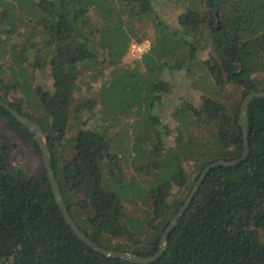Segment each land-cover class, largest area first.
Returning a JSON list of instances; mask_svg holds the SVG:
<instances>
[{"label": "trees", "instance_id": "trees-1", "mask_svg": "<svg viewBox=\"0 0 264 264\" xmlns=\"http://www.w3.org/2000/svg\"><path fill=\"white\" fill-rule=\"evenodd\" d=\"M170 2L187 10L177 21L194 44L165 36L151 0H0V99L43 131L62 199L78 228L104 249L141 257L158 251L163 231L205 167L238 158L243 144L239 105L230 112L202 97L198 107L187 106L174 117L179 145L163 149L160 120L152 113L156 101L171 94L164 69L191 67L198 52L212 47L214 56L203 66L215 88L234 85L240 101L264 91V0ZM145 27L154 29L149 49L131 61L132 69L121 68L130 47L143 42ZM107 69L110 85L84 96L82 86L89 88ZM36 71H48L50 93L32 86ZM99 101L103 115L113 117L109 129L132 120L129 152L124 143L117 148L121 131L109 137L84 127L67 142L69 118L92 111ZM247 120L248 157L207 173L168 235L163 256L149 264H264V98L250 102ZM198 128L214 129L209 145L195 140ZM132 152L134 161H145L132 169L134 177L157 171V179L145 186L126 182L124 153ZM190 162L193 170L186 171ZM174 189L185 194L173 198ZM129 202L151 215V236L138 237L144 223L125 215ZM0 264H133L107 258L77 239L53 199L37 143L2 107Z\"/></svg>", "mask_w": 264, "mask_h": 264}, {"label": "rangeland", "instance_id": "rangeland-1", "mask_svg": "<svg viewBox=\"0 0 264 264\" xmlns=\"http://www.w3.org/2000/svg\"><path fill=\"white\" fill-rule=\"evenodd\" d=\"M152 5L154 7V10L157 12L155 15V18L158 19V21L162 22L163 26L165 27V36L170 37L173 42H176L177 40H189V37L187 34H184V31H182V28L178 25L177 18L179 15H184L187 13V10L182 5H175L172 4L171 0H151ZM143 33V42L150 40V36L154 35V29L152 27H145L142 30ZM205 39V38H204ZM190 43L194 44L192 40H189ZM131 49V48H130ZM129 49V52L124 57L121 68L123 69H132L133 64L131 63L132 60L136 58L134 53H131V50ZM213 55V48L208 47L206 51H200L195 55V60H192L190 62V66H184L181 71L173 70L170 72V70L164 69V72L162 74V77L165 81L170 83L171 86V94H163L160 97V101H156L155 108L153 110V115L156 116L160 120V124L157 126V130L161 133V136L163 137V149L168 150L175 148L178 144V125L175 120V116L178 113H181V110L183 108H186L187 106L192 107H198L201 98L202 97H211L214 100H218L221 103L227 105L229 108V111L232 112L235 110L237 104L240 106L241 104V96L240 91L237 89L234 85H227L225 89L219 90L213 86L212 80L210 75L207 73L206 69L203 66V63L208 60V58ZM189 62V61H188ZM169 63L172 64L173 61L169 60ZM92 66V65H91ZM102 67V66H101ZM100 67V68H101ZM96 70L100 69L97 66V63L95 65ZM93 73V71H91ZM91 72H88L90 75ZM110 69H107L104 72L103 78H97L95 80H90L89 88L88 85L82 86V93L84 96L88 95L89 98H92V96H95L99 93L100 88L102 87V84L105 83L107 86L110 85L112 82V77L109 75ZM28 75L30 71H27ZM36 79L33 82L32 86L39 87L41 92H47L50 93L52 80L50 76L48 75V71L44 72H38L36 71ZM96 74V73H95ZM259 77H262L261 75ZM97 80V81H96ZM104 106L102 105V101L97 102L96 108L92 111H87L82 114H80L77 118L74 116H71L69 118V121L67 123V132H66V140L67 142H70L73 137L75 136L76 132L80 128H89V129H95L99 130L101 132L107 131L106 135L109 137L115 134V132L121 131L120 135L117 137V148L120 150L123 146V143L125 144V148L129 150H132L134 148V137L135 134H133L132 129L130 128V124L132 120H129L128 122L122 121L118 126L115 128L109 129L108 125L113 121V117H105L103 115L104 112ZM191 115V113H190ZM129 123V125H127ZM164 126H166L169 130V134H165ZM139 129H142L139 126ZM195 140L201 143H206V145H209L211 143V133L214 129L210 128H198L195 129ZM154 139H149L148 142L154 143ZM195 141V142H196ZM69 144V143H68ZM150 146V149L152 150V146ZM163 153V152H162ZM125 154V161L123 164V169L126 171V182L129 183V181L134 182L135 184H139L140 186H145L151 183L152 180H155L158 178L160 172L155 171L152 173L150 177L144 176L145 174H140L138 177H134L132 169L136 168L138 164H143L145 161L140 160L137 158L136 161L132 159V157L135 156V153L132 152L131 155L128 153ZM163 153L162 155H164ZM67 155H71L70 149L67 150ZM161 155V156H162ZM67 156V157H68ZM164 160V157L163 159ZM31 162H28V166L30 168ZM194 164L190 162L188 164L187 170H193ZM32 168V167H31ZM34 169V168H32ZM131 178V179H130ZM108 180V179H107ZM172 197L178 198L182 197L184 193L178 194L177 189L172 190ZM125 215L129 218L137 220L139 223H144V229H142V233L138 234V237L140 239H145V236H151L152 234L149 233V227H147V221L151 219V215L147 212H143V208L138 206L135 202H129L125 203ZM146 210V208H145ZM117 240H113L114 243Z\"/></svg>", "mask_w": 264, "mask_h": 264}, {"label": "water", "instance_id": "water-1", "mask_svg": "<svg viewBox=\"0 0 264 264\" xmlns=\"http://www.w3.org/2000/svg\"><path fill=\"white\" fill-rule=\"evenodd\" d=\"M256 98H264V91H252L248 93L241 101L238 111V120L237 125L240 127L242 132V152L241 155L232 160H217L205 167L203 172L201 173L198 181L195 183L193 189L191 190L189 196L185 199L183 205L180 207L178 213L171 219L168 226L163 231L160 241H159V248L158 251L150 256V257H141L139 255H135L130 252H123V251H115V250H107L96 243L92 242L76 225L72 217L70 216L65 203L62 199L61 192L59 190L58 182L56 179L55 172L52 167L51 155L45 141V136L43 131L40 127L32 120L22 116L18 111L13 109L10 105L0 99V107L5 109L17 122L22 124L24 127L28 129L30 134L33 136V140L37 143L39 150L42 156V162L44 165L46 177L50 184L51 194L53 199L62 214V217L65 223L69 226L72 232L75 234L77 239L85 244L90 249L100 253L101 255L110 258V259H121L123 261L133 263V264H149L152 263L159 258H161L166 250V240L170 232L177 226L179 219L184 214L188 206L190 205L194 194L196 193L197 189L201 185L204 177L207 173L215 167H234L242 163L249 155L248 149V120H247V112L249 104L252 100Z\"/></svg>", "mask_w": 264, "mask_h": 264}, {"label": "built area", "instance_id": "built-area-1", "mask_svg": "<svg viewBox=\"0 0 264 264\" xmlns=\"http://www.w3.org/2000/svg\"><path fill=\"white\" fill-rule=\"evenodd\" d=\"M150 47V44L148 41H144L140 44H133L130 48L131 53H134L136 58L141 56L143 53H145Z\"/></svg>", "mask_w": 264, "mask_h": 264}]
</instances>
